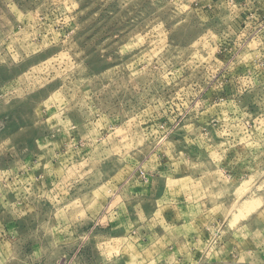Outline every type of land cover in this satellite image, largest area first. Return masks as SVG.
I'll return each mask as SVG.
<instances>
[{
    "label": "rangeland",
    "instance_id": "rangeland-1",
    "mask_svg": "<svg viewBox=\"0 0 264 264\" xmlns=\"http://www.w3.org/2000/svg\"><path fill=\"white\" fill-rule=\"evenodd\" d=\"M58 2L63 28L52 24L60 18L53 0H0V89L12 93L0 91V115L8 117L0 145L13 134L32 150L45 135L59 145L53 175L44 174L45 159L8 183L42 177L34 187L45 195L66 192L61 207L68 212L95 211L108 223L95 237L97 248L114 264H235L244 253H252L244 264H264V155L223 167L251 151L243 142L255 141L236 133L238 125L257 129L260 109L247 97L251 119L237 115L229 106L232 86L210 87L232 76L238 86L250 74L264 79V22L242 15L236 27L223 24L239 0ZM22 44L46 46L14 65ZM226 63L231 73L220 67ZM78 80L87 83L65 92ZM39 84L33 100L42 97V108L7 112L15 95ZM186 99L194 111L180 107ZM37 119L75 127L51 136L47 123L32 127ZM42 154L23 159L34 164ZM4 198L15 202L11 191ZM0 222L9 224L3 204ZM84 254L94 264V251ZM57 261L75 264L73 251L62 250Z\"/></svg>",
    "mask_w": 264,
    "mask_h": 264
},
{
    "label": "clouds",
    "instance_id": "clouds-1",
    "mask_svg": "<svg viewBox=\"0 0 264 264\" xmlns=\"http://www.w3.org/2000/svg\"><path fill=\"white\" fill-rule=\"evenodd\" d=\"M53 4L55 6L53 14L58 15L60 18L53 19L52 24L63 28L67 24V21L63 19L65 15L62 11L63 5L58 0H53ZM39 7L43 8L45 5L41 4ZM242 15H247L249 21L253 23L264 22V19H262L264 18V0H239L238 5L232 4L230 14L223 18L222 23L236 27ZM202 19L205 23L207 22V17ZM51 26L49 25V27ZM43 27L44 25L41 24L40 28ZM36 31H39V29L33 32V36ZM225 39H227V34L221 33V40ZM19 46L22 51L20 55L12 58L14 65L23 63L34 52L40 51L46 45L33 47L22 44ZM220 67L225 68L226 74L231 73L230 64L226 63L220 65ZM164 80L166 82V78ZM86 83L87 81L78 80L74 84L65 85L64 90L69 92L70 87L77 88ZM228 84L233 88L229 106L235 110L236 114L244 113L247 116L248 104L246 98L251 97L252 102L259 106V117L262 122L255 130L251 128V125H248L247 128L238 125L239 131L236 135L238 136L242 131L248 139L254 140L255 143L248 144V141L245 140L243 143L251 151L237 156L235 159L225 160L223 167L230 171L231 168L243 160H255L257 152L264 155V79H258L257 76L250 74V78L242 86H238L236 77L232 76L230 80L225 79L223 83H212L210 87L214 92H222L225 85ZM43 87V84H39L31 90H26L23 94L15 95L13 102L7 106V112L9 114L14 113L20 105H31L33 111L36 108H42L43 98L41 97L39 103H37L33 100V96ZM203 90V88L199 89V91ZM0 91H4L5 95H12L11 92L5 89H0ZM198 94L199 92L190 93L193 98ZM191 103L192 100L186 99L181 102L180 107L186 111H194L195 109L189 107ZM201 103L198 102V108ZM160 107L163 108L164 105H160ZM208 111H211V109ZM247 118L251 119L250 116H247ZM7 119V116L0 115V128L5 126ZM46 123V131L51 136H56L59 132L67 135L75 127L69 123L60 128L56 124L45 122L42 119H37L32 127L39 128ZM26 130L22 129L21 131ZM161 132L165 134L166 129L162 128ZM144 139H148V136H145ZM236 143H240V141L237 140ZM58 147V144L49 141L47 135L44 136L43 143L39 138L35 139V150H32L26 144H20L15 134L9 135L0 145V204L4 205L9 216L8 225L0 222V264H52V259L64 249L73 251L75 264H89V258L84 254L85 249L94 251V264H114L111 258L104 257L97 248L95 237L101 235L102 230L108 228V223L101 220L95 211L88 212L87 215L84 212L79 214L68 212L67 208L61 207V203L67 195L66 192L45 195L43 188L38 185L34 187L36 181L42 179V177L29 175V180L22 184L8 183L9 177H15L18 173L30 174L35 169H39L41 161L45 159H48L49 163L44 165V174L53 175L51 161L56 159V149ZM37 151L43 154L37 156L34 164L23 159L25 154ZM224 151H227V149H224ZM217 166H220L219 160H217ZM147 182V180H144L145 184ZM9 191L15 194L14 203H10L4 198ZM56 196H59V199ZM45 201H50L51 205L47 210L45 209ZM261 215L264 216V212ZM259 234V232L256 233V235ZM85 238H87V243H84ZM242 243H237L236 248L239 249ZM251 255L252 253L239 254L235 264H244L245 260ZM57 264H59L58 261Z\"/></svg>",
    "mask_w": 264,
    "mask_h": 264
}]
</instances>
